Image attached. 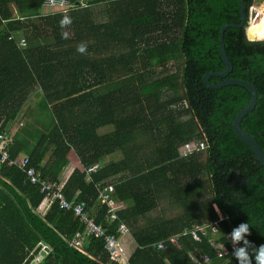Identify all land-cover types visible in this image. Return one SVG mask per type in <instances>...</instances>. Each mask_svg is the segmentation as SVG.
Returning <instances> with one entry per match:
<instances>
[{
  "label": "trees",
  "instance_id": "16d2710c",
  "mask_svg": "<svg viewBox=\"0 0 264 264\" xmlns=\"http://www.w3.org/2000/svg\"><path fill=\"white\" fill-rule=\"evenodd\" d=\"M261 1L244 0L248 22ZM45 2L0 0L1 132L33 94H42L56 121L49 133L35 134L33 148L16 138L11 157L28 156L45 178L62 182L72 153L84 167L124 153L96 173L77 169L64 192L69 201H86L107 235H117L122 224L130 229L138 246L131 264H196L191 254L200 264L206 257L209 264H239L217 250L233 251L229 235L240 223L249 224L251 243L264 245V165L233 125L253 95L242 86L213 89L205 82L208 72L227 70L222 30L242 23L239 0H89L69 12H50L55 8ZM102 5L107 23L97 21ZM225 46L234 70L210 82L255 84L258 104L242 127L264 149V41L251 42L247 24L228 29ZM104 127L111 132L101 134ZM194 142L206 146L186 150ZM2 157L0 264H33L46 247L51 254L39 264H116L103 239L87 237L84 252L75 249L76 236L87 234L83 221L59 204L41 213V187ZM110 183L114 198L127 205L113 223L99 199ZM159 208L162 214L152 216ZM207 223L219 224V233L193 241L189 233Z\"/></svg>",
  "mask_w": 264,
  "mask_h": 264
},
{
  "label": "built area",
  "instance_id": "2783aa9c",
  "mask_svg": "<svg viewBox=\"0 0 264 264\" xmlns=\"http://www.w3.org/2000/svg\"><path fill=\"white\" fill-rule=\"evenodd\" d=\"M89 0H76L73 4L70 0H46L45 5L47 7L62 9V11L69 12L76 5L85 6ZM13 40V36L11 38ZM18 44L22 48L27 47V43L24 38H20ZM13 139L10 137L8 132H1L0 126V153L3 154L2 163L8 164L10 167H16L20 169L24 174L27 175L29 182L33 185H38L41 187V192L46 195V202H48L49 207H52L54 204H59V206L64 210H74L76 217L80 218L83 221L87 229V234H78L75 238L72 246L80 252H84V243L87 237L93 236L95 238L103 239L105 243V249L110 256V260L116 264H131V256L126 251L124 245H122V238L131 235L130 229L126 225L122 224L118 227L117 235H107L105 230L96 224L95 218L92 216L88 203L86 201H69L65 195V182L59 181H50L45 178L43 174L35 167L32 166L31 158L25 155H19L16 158H12L9 153V148L13 144ZM200 147H204L203 144ZM191 149V145L186 146V150ZM77 155V153H75ZM78 157V155H77ZM80 170L85 171L88 175L98 172L102 168L101 163L93 164L89 167H84L83 164H80L78 167ZM115 187L110 183L105 189L100 193V203L102 205L108 206V215L113 221L117 220V211L120 209L119 202L114 198ZM223 219V218H222ZM219 224L207 223L204 226L194 228L189 234L192 237L193 241L201 243L203 237H208L210 234L219 233ZM171 243L178 247L177 239H172ZM158 250L164 249L163 244H158ZM232 250L233 246H232ZM218 256L220 258L231 257L233 251L229 249H218ZM192 259L196 264H200L196 260L194 254H191ZM37 261L40 263V259ZM205 264H209L210 260L206 257L204 258Z\"/></svg>",
  "mask_w": 264,
  "mask_h": 264
},
{
  "label": "crops",
  "instance_id": "0c3cea01",
  "mask_svg": "<svg viewBox=\"0 0 264 264\" xmlns=\"http://www.w3.org/2000/svg\"><path fill=\"white\" fill-rule=\"evenodd\" d=\"M258 5L262 6L263 10V17H264V0L260 3H257ZM97 12V21L100 23H107L109 18V10L102 5L98 6L96 8ZM264 21V18H261V22ZM42 94H33V97H29L23 108L21 109L18 116L14 119V121L11 123L10 127L8 128V133L11 138L15 141L16 138H18L20 135H22L24 138H27V148H33L36 146V136L35 134H42V133H49L51 129L54 128V125L56 121L53 120V114L51 113L50 109L46 108V105H42L41 98ZM111 132L110 127H104L100 129L101 134H108ZM107 158H104L102 161V166L108 163H111L112 160L120 159L121 157H124V153L121 151H116L114 154L110 156H106ZM71 164L64 170V172L61 174L62 182L67 183V181L70 179V177L73 175V173L79 169V165L81 164L80 159L77 157L75 153H72L70 156ZM119 207L121 209H124L127 207L125 203H122L119 201ZM48 202H46V199L44 200V203L40 207V212L43 214H46L50 208ZM80 234V233H79ZM83 234V233H81ZM77 237V236H76ZM85 245V243H84ZM122 245H124L126 251L130 256H132L138 249V246L136 242L133 239L132 235H128L124 238H122ZM40 259V257H39Z\"/></svg>",
  "mask_w": 264,
  "mask_h": 264
},
{
  "label": "water",
  "instance_id": "95a60500",
  "mask_svg": "<svg viewBox=\"0 0 264 264\" xmlns=\"http://www.w3.org/2000/svg\"><path fill=\"white\" fill-rule=\"evenodd\" d=\"M239 2L242 5L241 10H240L241 17H242V23L241 24H235V23L228 24V25L224 26L223 30H222L221 43H222L223 61H224V64H225L227 70L223 71V72H208L205 76V82H206V85L208 87L213 88V89H221L223 87H227V86H231V85H237V86H242L244 88H247L252 93V95H253L252 101L250 102V104L245 106L240 111V113L235 118L233 125L235 127V131H236L237 136L252 148V150L254 151L258 160L264 165V149L262 148L260 142L257 140L256 137L245 132L243 127H242V122H243L244 118L250 112H252L258 104L259 92H258L255 84L248 82V81H245V80L231 79V78L227 79V80H225V81H223L217 85H213L210 82V79L212 77H220V78L226 79L230 76V74L234 70L233 64L230 61V59L228 58L227 50H226V46H225V34H226L228 29H230V28H244L248 24L249 40L251 42H262V41H264V40H260L258 38V36L252 31L253 25H256L258 23L259 17L262 14V12H261L262 6L256 4L252 7L251 14H250V20L248 22V18L246 15L245 2H244V0H239ZM50 254H51V249L46 247L41 253L40 261H44ZM33 264H39V262L36 260L33 262Z\"/></svg>",
  "mask_w": 264,
  "mask_h": 264
},
{
  "label": "clouds",
  "instance_id": "9594fccd",
  "mask_svg": "<svg viewBox=\"0 0 264 264\" xmlns=\"http://www.w3.org/2000/svg\"><path fill=\"white\" fill-rule=\"evenodd\" d=\"M66 21H61L63 26ZM259 33L264 34V21L257 26ZM66 35V34H65ZM86 50V45L81 44L78 48V51L83 53ZM206 146L205 143H201ZM198 148L203 149L200 146ZM217 213H221L218 206H215ZM223 218V217H221ZM251 235L250 226L248 223H240L235 227L229 235V239L233 245L232 255L238 260L239 264H264V245L256 246L251 243L246 237ZM242 245V246H241Z\"/></svg>",
  "mask_w": 264,
  "mask_h": 264
},
{
  "label": "rangeland",
  "instance_id": "374dc122",
  "mask_svg": "<svg viewBox=\"0 0 264 264\" xmlns=\"http://www.w3.org/2000/svg\"><path fill=\"white\" fill-rule=\"evenodd\" d=\"M56 9H50L49 11L50 12H53V11H55ZM262 18H264L263 16H262ZM252 30H253V27H252ZM258 38L260 39V40H263L264 39V34H261V33H259V35H258ZM13 139V138H12ZM13 142H14V140H12ZM193 146H200V143L198 142H194L192 145H191V148H193ZM82 164V163H81ZM165 203H166V201H164L163 202V204L165 205ZM160 205H162V203L160 204ZM176 212H172V214L171 215H174ZM162 213H161V210H160V208L158 209V211H156V212H154V213H152L151 215L152 216H158V215H161ZM170 215V214H169Z\"/></svg>",
  "mask_w": 264,
  "mask_h": 264
},
{
  "label": "bare ground",
  "instance_id": "6f19581e",
  "mask_svg": "<svg viewBox=\"0 0 264 264\" xmlns=\"http://www.w3.org/2000/svg\"><path fill=\"white\" fill-rule=\"evenodd\" d=\"M259 34H257V36H258Z\"/></svg>",
  "mask_w": 264,
  "mask_h": 264
}]
</instances>
